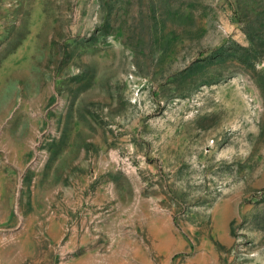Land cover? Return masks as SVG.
<instances>
[{
    "label": "rangeland",
    "instance_id": "374dc122",
    "mask_svg": "<svg viewBox=\"0 0 264 264\" xmlns=\"http://www.w3.org/2000/svg\"><path fill=\"white\" fill-rule=\"evenodd\" d=\"M0 264H264V0H0Z\"/></svg>",
    "mask_w": 264,
    "mask_h": 264
}]
</instances>
